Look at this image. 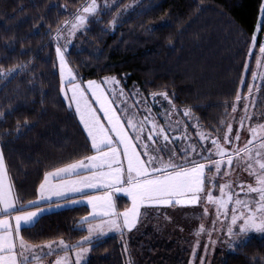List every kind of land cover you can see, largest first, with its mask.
Listing matches in <instances>:
<instances>
[{
  "label": "trees",
  "instance_id": "1",
  "mask_svg": "<svg viewBox=\"0 0 264 264\" xmlns=\"http://www.w3.org/2000/svg\"><path fill=\"white\" fill-rule=\"evenodd\" d=\"M130 1L101 8V18L90 20L65 50L69 65L82 81L116 76L128 94L137 88L151 99L152 93L167 92L178 113L190 108L199 128L222 132L236 96L250 94L258 52L251 55L249 49L263 0H141L125 9ZM84 3L0 0V69L23 65L14 74L0 73V147L22 201L39 196L45 172L93 154L86 130L62 96L55 51L58 26ZM257 105L264 106V83ZM92 193L97 192L85 195ZM117 200L120 207L129 202ZM89 213L84 204L47 212L20 235L37 246L60 239L74 244L87 235L79 221ZM90 246L84 264H128L129 258L133 264H187L191 252L189 240L148 210L132 231ZM212 264H264V233L249 232L231 249H218Z\"/></svg>",
  "mask_w": 264,
  "mask_h": 264
},
{
  "label": "snow or ice",
  "instance_id": "2",
  "mask_svg": "<svg viewBox=\"0 0 264 264\" xmlns=\"http://www.w3.org/2000/svg\"><path fill=\"white\" fill-rule=\"evenodd\" d=\"M101 6L98 0H85L71 20H65L58 26L55 36L61 91L68 101V107L74 108L78 114L87 139L91 142L93 154L45 172L39 185L40 195L35 200L22 201L9 176L3 147H0V264H40V257L57 251H63V256L57 257L55 264H82L90 252V247L83 245H91L98 234L108 229L122 234L125 230L135 228L141 215V206L197 204L206 179L212 180L224 164L232 165L234 157L237 166H246L255 177L256 186L248 184L246 189H242L245 193L242 199L234 197L232 191H227L231 187L229 180L226 184H220L219 196L209 191L207 199L215 203L216 214L221 219H227L229 204L234 205L231 222L227 226L229 237L242 238L252 231L264 233V123L248 128L251 139L243 147L233 146L234 141L240 139V133L236 132L230 139L228 133H233V127L227 123V132L218 139H211L214 148L201 144V150L196 151L197 146L191 142L185 143L183 136H173L175 125L180 122L170 121L168 110L161 106V113H153L151 108L145 106L146 98L141 97L138 91H133L132 95L138 102L130 104L128 94L116 77L105 76L99 81H82L69 65L65 56L66 49L60 47V41L64 37L63 42L68 45L67 37L75 36L78 30L81 33L86 31L90 20L101 18L98 16ZM129 7L131 5L125 6ZM103 8L110 10L111 5L107 0H103ZM260 12L261 25L264 26V5H261ZM110 24L115 27L117 19L114 18ZM64 28L67 29V37L62 31ZM252 41H256L255 33ZM259 50L264 55V44L260 45ZM260 67L264 68V65ZM22 69L23 65L0 69V73L10 75ZM261 76L264 78V73ZM151 95L154 101L158 95L165 98L172 112L178 111L167 92ZM235 99L241 101L242 98L237 95ZM248 107V104L244 105L245 113L240 120L242 127L244 120L249 118ZM182 111L188 120H198L190 108ZM140 112L145 114L141 115ZM157 116L165 123H158ZM256 118L260 119L259 116ZM181 126L187 128V125ZM210 137L211 133L201 132L198 140ZM170 140H179L181 144L173 146ZM175 147L181 148L179 154ZM213 155L218 158L212 159ZM206 167L214 168L215 173L208 175ZM86 189L100 194L85 195ZM114 192L127 193L131 206L119 211L113 199ZM64 193L81 194V199L86 200L91 207L92 211L79 221L80 225H86L88 236L74 244L60 239L59 248L53 246V241L40 246L26 241L20 235V230L22 226H32L33 220L43 212L37 201L46 203L50 197H62ZM248 193H255L258 199ZM202 231L203 224L196 235L199 236ZM71 250H75L74 261L70 255ZM128 264H133L130 258Z\"/></svg>",
  "mask_w": 264,
  "mask_h": 264
},
{
  "label": "rangeland",
  "instance_id": "3",
  "mask_svg": "<svg viewBox=\"0 0 264 264\" xmlns=\"http://www.w3.org/2000/svg\"><path fill=\"white\" fill-rule=\"evenodd\" d=\"M140 1L141 0H131L128 4V5H131V7L129 8L130 9L134 8ZM98 2L101 3L102 5L101 8H102L103 0H98ZM107 2L109 5L112 6L117 2V0H107ZM263 5H264V0H263ZM129 8H125V9H129ZM110 28H112L111 24H110ZM63 32L65 34V37H67L66 28L64 29ZM79 32L80 31L78 30L75 36ZM254 33L256 35V41L255 42L252 41L251 47L249 49V53L252 55L254 52H258V56H257V62L255 65V71H254L256 75L252 77V84H251L252 91L243 100L235 102L234 107L229 112L227 122L222 132L217 133V134L211 133V137L207 140H198V137L201 132L208 133L202 130L201 128L197 127L198 120L190 121L187 119L184 113L180 114L178 113V111L172 112L169 106V103L165 98H164V101L160 99L154 101L152 97H150L151 99H149L148 97L143 95L137 88H135L134 90H131L130 94L127 93L128 102L130 104H136L138 102L136 99L132 98L133 91H138L141 97L146 98L145 106L151 108L153 113H161L162 111L161 106L163 107V109L168 110V112L171 114L170 121L180 122L179 125H175L176 130L173 132V136H177V137L183 136L185 138L184 140L185 143L191 142L192 144H195L197 146L196 151L201 150L200 148L201 144H203L205 147H208V148H214V146L211 144V139H218L223 134H225L227 132V127H226L227 123H231L233 127V133H228L230 139L233 138L236 132L240 133V139L237 141H234L233 146L243 147V145L249 139H251V134L250 132H248V128L250 126H255L258 123H264V106L259 107L257 105L259 88L264 83V78H262L261 76V73H264V68L260 67V65H264V55H262L259 50L260 45L264 44V26L261 25V12L259 14V17L256 23V29ZM75 36L67 37L69 41L68 45H66L63 42L64 37H62L60 41V47L65 48L67 50ZM109 77H113V76H109ZM84 81H87V80H84ZM61 86H62V82H61ZM120 86L123 87L121 83H120ZM61 93L63 96L62 91ZM63 98L68 105V101L66 100V98L64 96ZM245 104L249 105L248 107L249 118L244 120V124L242 127L240 124V120H241V117H243L245 113V108H244ZM140 114L144 115L145 113L140 112ZM257 116H259L260 119H257L256 118ZM195 117L197 116L195 115ZM156 119H157V122L160 124L165 123V121L161 119L160 116H157ZM181 125H187V128H184ZM169 143L172 144L173 146H176L178 144H181V141L170 140ZM225 146L227 147L228 145L225 144ZM175 151L177 152V154H179L181 151V148L175 147ZM211 158L217 159L218 157L213 155ZM235 159L236 158L234 157L232 165L224 164L220 170V173L216 175L212 180L206 179L204 191L201 193V198L197 204L195 205L174 204V205H165V206H160V207H152L148 205L141 206V212L147 209L149 212H153L155 214L158 213L161 216L162 222L166 228H168L172 232H175L181 235L183 239H187L190 241L191 252H190V256L188 258L187 264H212L214 255L218 249L223 248L225 250H229L234 245H237L241 241H244L247 237V235L242 236V238L229 237L227 234V226L231 222L230 221L231 212L234 208V205L232 203H230L228 207L227 219H221L216 214L215 203L207 199V193L209 191L211 192L212 195L219 196L220 195V187H219L220 184H226L229 180H231V187L227 189V191H232L234 197L239 196L242 199L245 196V193L244 191H242V189H246L248 184H252L253 187L256 186L255 177L247 170L246 166H237L235 163ZM201 162H204V161H201ZM205 171L208 175H211L212 173H215L216 170L214 168L206 167ZM225 173H227V175H225ZM83 174L84 173H81V175ZM6 182H7V178H6ZM87 192H97V191L87 190V189L84 190V194ZM98 194L100 193L97 192V193H92L89 195H98ZM39 195H40V192H39ZM77 195H81V194L64 193L62 197H57L54 195L50 197L47 201H50L53 198L56 200H61V199H64L70 196H77ZM248 195L255 199H258V196L255 193H248ZM120 197H125L128 199L129 202L128 204H126V206L120 207V203L117 200ZM113 199H114L117 209L121 212L123 211L124 208L131 206V200H130V197H128L127 193H122V192L115 193L114 192ZM37 203H39V201H37ZM80 204H84L88 206V202L86 200H82L81 197H77L69 201L60 203V204L42 206L40 208L43 209V212L40 213L38 217L47 212L55 211L60 208L72 207V206H76ZM88 207L90 208V212H91L92 211L91 207L90 206ZM139 217H138V220H139ZM36 219L33 220L32 224L36 221ZM201 224H203L204 226V231L200 232V235L197 236L196 232L200 231ZM133 229L125 230L123 233H128L132 231ZM234 231H237L238 236L241 235L238 233V229H236L235 227H234ZM111 233H120V232H117L113 229H108L103 234H98L96 238L104 237V236L110 235ZM254 233L259 234V235L263 234V233H258V232H254ZM53 246L57 248L60 247L58 245V241L53 242ZM83 246L90 247L91 249L90 245H83ZM89 253L86 256V260L89 256ZM37 255H39V253H37ZM70 255L74 261L75 250H71ZM60 256H63V251H61L60 254L55 255V257H52L50 260L40 259V264H55L57 257H60ZM85 261H83L82 264H84Z\"/></svg>",
  "mask_w": 264,
  "mask_h": 264
},
{
  "label": "crops",
  "instance_id": "4",
  "mask_svg": "<svg viewBox=\"0 0 264 264\" xmlns=\"http://www.w3.org/2000/svg\"><path fill=\"white\" fill-rule=\"evenodd\" d=\"M53 200H56V199L53 198V199H51L50 201H47V202H51V201H53ZM47 202H46V203H47ZM22 227H23V226H22ZM85 228H86V226H85ZM87 234H88V232H87ZM111 234H115V233H111ZM86 236H87V235H86ZM98 238H101V237H97V238H95V239H98ZM95 239H94V240H95ZM42 245H44V244H42ZM38 246H40V245H38ZM60 252H61V251H57V252H55V253L52 254V255H48V256L40 257V259H44V260L47 259V260H50L52 257H55V255L60 254ZM42 261H43V260H42ZM42 261H41V262H42Z\"/></svg>",
  "mask_w": 264,
  "mask_h": 264
}]
</instances>
